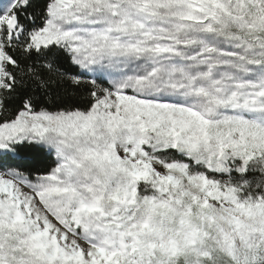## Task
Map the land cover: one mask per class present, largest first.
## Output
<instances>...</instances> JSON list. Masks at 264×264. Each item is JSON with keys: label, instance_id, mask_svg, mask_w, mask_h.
I'll list each match as a JSON object with an SVG mask.
<instances>
[{"label": "snow or ice", "instance_id": "obj_1", "mask_svg": "<svg viewBox=\"0 0 264 264\" xmlns=\"http://www.w3.org/2000/svg\"><path fill=\"white\" fill-rule=\"evenodd\" d=\"M0 264H264V0H0Z\"/></svg>", "mask_w": 264, "mask_h": 264}]
</instances>
